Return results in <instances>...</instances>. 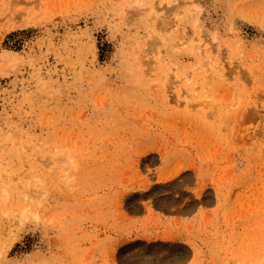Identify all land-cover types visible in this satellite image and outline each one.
<instances>
[{
  "label": "rangeland",
  "instance_id": "1",
  "mask_svg": "<svg viewBox=\"0 0 264 264\" xmlns=\"http://www.w3.org/2000/svg\"><path fill=\"white\" fill-rule=\"evenodd\" d=\"M0 264H264V0H0Z\"/></svg>",
  "mask_w": 264,
  "mask_h": 264
},
{
  "label": "bare ground",
  "instance_id": "2",
  "mask_svg": "<svg viewBox=\"0 0 264 264\" xmlns=\"http://www.w3.org/2000/svg\"><path fill=\"white\" fill-rule=\"evenodd\" d=\"M201 5V4H200ZM203 5V4H202ZM198 6V5H197ZM199 8V7H198ZM158 20V19H157ZM161 23V22H160ZM157 24H159V21H158V23ZM184 40V39H183ZM194 40V39H193ZM203 45L202 44H197L196 45V49H197V52H199V54H200V58L201 57H205V52H204V49H203V47H202ZM195 47V46H194ZM206 49H208L207 47H206ZM206 52H208V50H206ZM197 54V53H196ZM210 54V53H209ZM198 55V54H197ZM196 55V56H197ZM198 57V56H197ZM205 63H208V64H212V60L211 59H205V61H204ZM21 193H22V191H21ZM23 196V195H22ZM26 196V195H25ZM22 217H23V219L25 218V213H22Z\"/></svg>",
  "mask_w": 264,
  "mask_h": 264
},
{
  "label": "crops",
  "instance_id": "3",
  "mask_svg": "<svg viewBox=\"0 0 264 264\" xmlns=\"http://www.w3.org/2000/svg\"><path fill=\"white\" fill-rule=\"evenodd\" d=\"M142 211H143V209H142ZM141 219H143V215H142Z\"/></svg>",
  "mask_w": 264,
  "mask_h": 264
}]
</instances>
